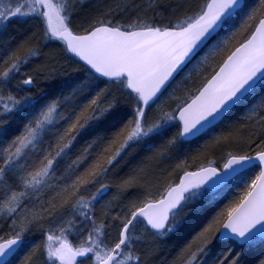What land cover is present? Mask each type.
<instances>
[{"label":"snow or ice","instance_id":"1","mask_svg":"<svg viewBox=\"0 0 264 264\" xmlns=\"http://www.w3.org/2000/svg\"><path fill=\"white\" fill-rule=\"evenodd\" d=\"M180 7L178 4L173 12ZM247 7L242 0H206L191 14L176 15L174 21L169 19L158 26L143 20L113 24L102 15L83 34H78L70 26L69 0H24L23 3L15 0L14 4L12 0H0V23L17 16L42 19L44 38L61 43L83 73L84 80L74 94L79 91L82 96L91 97L82 106L67 112L61 111L59 100L43 105L37 112L35 102L27 93L0 94V116L18 113L26 120L23 130L0 147V178L11 173L17 181L15 186L6 185L0 199V214L11 221L9 231L0 236V264H14V258L26 243L25 234L33 226L45 230L43 221L65 207L71 209L72 218L61 219L54 227H48L45 241L35 246L20 264H30L39 248L44 249L52 264L56 261L79 264L76 258L89 253L95 257L94 264H141L131 235L141 218L146 222L145 231L151 229L155 235H165L174 229L177 217L187 204L214 196L238 177L253 172L254 177L245 182L241 194L205 224L178 259L181 264H196L198 254L204 253L214 237L234 243V247L221 254L219 264H242L245 250L257 243L264 246V0L248 11L240 27L234 29L236 17ZM222 33L227 36L222 37ZM237 36L243 38L236 41L238 46L229 49L230 41ZM201 53H204L202 57ZM38 54L37 48L26 44L12 51L0 63V85L7 87L18 75H26L22 67ZM217 56H220L218 62ZM189 65L201 76L200 85L186 88L183 98L176 96L174 89L169 98L176 106L169 108L161 97ZM191 80L192 71H189L180 83ZM33 83V76L26 75L16 87ZM101 83L106 87L99 88ZM110 85L118 86L122 89L120 96L131 99V116L82 172L72 178L75 172L72 165L79 168L86 162L84 154L69 165L66 175H57L55 165L71 151L82 129L93 121L114 125L123 119L117 111L119 97L113 95L106 103L101 102ZM153 105L155 109L150 116ZM247 105L251 107L241 118L245 123L231 125L192 157L195 171L188 170L187 158L176 165L183 172L179 183L169 184L159 200L145 202L143 206L135 199L130 200L124 206L123 216L111 218L119 221V225L108 221V213L98 222L94 202L108 185L102 183L90 195L84 193L107 174L108 165L124 150L163 136L169 127H176L164 145L167 150L182 139L211 130L227 118L226 113ZM245 128L250 129L247 135L242 131ZM5 132L0 129V137ZM97 142L89 144L84 153ZM230 143L244 145L247 150L227 151L223 164L216 166V161L208 158L212 155L208 149ZM197 159L201 160L199 164H195ZM138 179L130 177L119 187L122 190L131 187ZM45 189L54 193L47 201L48 206L43 207L42 202L39 209L29 208L27 201L33 196L39 197ZM77 222L80 233L88 235L80 247L74 248L67 233ZM114 226L119 228L118 237L111 245L106 244L105 230ZM54 230L60 235L55 236ZM259 264H264V259Z\"/></svg>","mask_w":264,"mask_h":264},{"label":"rangeland","instance_id":"2","mask_svg":"<svg viewBox=\"0 0 264 264\" xmlns=\"http://www.w3.org/2000/svg\"><path fill=\"white\" fill-rule=\"evenodd\" d=\"M146 1H153V0H146ZM157 0H154L155 4H159L156 2ZM205 0H197L198 5L192 6L190 8H186L184 10H181L180 8L177 10L176 13L173 12V10L170 9L171 16L176 18V15H187L191 14L192 11L196 10L198 6L202 3H204ZM13 4L15 1H13ZM23 3V2H21ZM70 8V26L71 21L74 17V15L78 16L81 14V9L84 6H88L91 4V2H85L83 5L80 2H74L73 0H69ZM195 7V8H193ZM177 8V7H176ZM175 9V8H174ZM159 11L163 12L161 9ZM164 13V12H163ZM0 26L2 29H0V54L1 57L6 59L8 56L7 54V47L9 44L15 49L20 47L22 44H26L30 47H35L39 50V54L35 57H32L30 62L23 66L21 71L22 73H25L26 75H37L38 77H41L42 81L49 82L54 80V78L57 76L53 72L47 73L46 70H49L52 68V61L54 62L55 59H57L62 64H68L67 61L69 58V54L65 51L63 45L57 41L53 40H46L44 38V23L42 19L38 16H17L14 18H11L9 21H6L4 23H0ZM7 30V35H6ZM29 33V34H28ZM28 34V35H27ZM27 37L28 42H21L18 39H25ZM36 39L37 41H35ZM3 52V53H2ZM40 60H42L43 68L45 66V69H41L39 66ZM54 67V66H53ZM45 71L44 74L41 72ZM38 73V74H35ZM68 73V74H67ZM66 74L69 75L70 72H67ZM26 75L20 76L18 75L16 80H14L10 86L4 87L0 85V94H7L9 91L13 92L14 94L23 95L27 93L32 101L35 102L36 109L35 111H39L40 107L43 105L50 103L53 100H59L61 102V111L67 112L68 110L79 106H82L83 103H86L87 99H90L91 97H85L80 94L76 86V75L71 77V79L66 80V83L63 85V87L60 92L58 87L53 85L52 87H49V91H51V99H45V93L38 94V97H33V93L35 92L34 89V83L32 85H26L22 86L21 88H17L15 85L18 84V82L21 79L26 78ZM52 83V82H51ZM16 87V88H15ZM106 87L105 84L101 83L99 85V88ZM108 87V92L106 93L105 97L101 101L102 103H106L108 100H111L113 95H116L120 98L121 103L118 106L117 111L121 113L122 115L128 114V118L132 114V105H131V99L127 97L120 96V92L122 89H119L116 85H110ZM99 88L96 89V91H99ZM85 91H87L85 89ZM47 93V92H46ZM42 94V95H41ZM92 95H95V92H92ZM125 100H127V103H125ZM66 105H70L71 107H66ZM251 105L247 106H241L237 107L234 110H232L226 119H224L223 122L229 121L232 116L235 114H241L243 117L246 115L248 108H250ZM129 112H128V111ZM2 111V109H0ZM16 117L19 115L18 113H13L9 116ZM123 115V122L120 120L119 122L115 123L114 125L110 124L107 121H101L91 122L88 126H86L84 129L80 131V133L77 135L76 140L74 141V146L71 148V151L67 152V155L62 156L59 158L58 163L55 165V171L57 175H66L65 170L68 169L69 165H72V162L76 160L78 156L81 154L87 155L86 162H83L79 168H76L75 165H72L73 169H75L74 174H72V178H74L75 174H79L82 172L89 164L93 162V160L96 158L95 154L100 152L102 150V146L106 144L114 135L116 131H118V128L121 127L122 124L127 122V117ZM20 116V115H19ZM3 118V122L0 123V129L7 126L8 118L5 119L4 116H0V118ZM22 117V116H21ZM30 118V117H29ZM242 118V117H241ZM240 118L239 122L245 123V121H242ZM24 119V118H23ZM175 124L176 122H172ZM235 124V123H234ZM231 123L230 125L224 126V131H228L231 125H234ZM22 125V124H21ZM106 127L105 130L109 129L108 132L105 133L104 136L97 137L95 132L96 129L99 127ZM15 126L10 125L8 128H14ZM17 127V126H16ZM22 127L19 126L14 130L13 135L9 134V138L18 134L20 131H22ZM176 127H169L166 134L163 136L155 137L152 139H149L147 142H141L138 144H133L131 147L124 150L120 156H118L111 165H108V171L107 174L101 178L96 184L89 186V188L85 191V195H90L92 192H95L97 188L100 187V184H106L108 187L106 189L102 190L101 196L97 198V206L98 208H101L102 210L107 209L114 211V208L116 207L115 201L119 204H121L123 207L129 203L130 200H137L139 203V195L145 194V198L159 196L164 193L165 188L169 184H175L177 180L179 179V176L183 173L181 169L175 168V170L170 173V168L166 167V163L168 160H171L169 156V150L164 149V145L166 144V141L168 138H170L175 132ZM171 131V132H170ZM48 139H51V136L48 137ZM166 139V141L164 140ZM93 141H98L92 149H89L88 153H84V149L88 148L89 144H92ZM182 141V140H181ZM47 142V141H46ZM7 142H3V140H0V147L4 146ZM182 145L180 141L178 144L173 148V159L177 157V154L181 152ZM163 146V148H162ZM159 149H162L160 152L159 157ZM227 150V149H226ZM224 151H215L213 154L214 157H217L220 160L216 161V166H220L224 162ZM236 150H247V148L244 149H234ZM233 150V151H234ZM253 154V153H250ZM208 158H211L208 157ZM35 159V157H33ZM167 168V169H166ZM166 169V170H165ZM143 170V171H141ZM161 173L163 177H161ZM130 177H139V179L134 182L133 186L121 189L119 186L123 183V181L128 180ZM251 178L248 176L244 179L234 181L232 182L231 186L227 188H223L220 191H218L214 196H209L204 200H201L197 203H189L187 204L182 211L180 212L179 216L177 217L178 223L174 227V229L167 234L163 236H157L153 234L149 229L145 231L144 223L141 221L138 223L135 227V229L132 231L131 235L133 237V245L135 248V253L138 255L143 261L145 258L148 259L146 261V264H153L154 262H157L156 257L158 255L160 259L161 264H181V261L178 259V257L181 254V251L193 240V237H195V234L193 233L192 226L188 223V214L194 213L191 212L192 209L189 207V205H193L194 209H197V207H205L212 205L213 207H221L224 208L225 205H227L230 201L237 198L241 191L244 188L245 182L250 180ZM151 194L150 196L147 194ZM144 198V197H143ZM189 208V209H187ZM105 210L101 211V215L104 216ZM69 216V217H68ZM108 217V216H107ZM72 218L71 215V209L67 208L65 213H62L57 221L54 223H59L61 219L68 220ZM112 217H108L109 222H113ZM79 218L77 217V221ZM119 221H117L118 223ZM120 223V222H119ZM80 225L77 222L76 225L68 231L67 236L69 242L73 245L74 248L80 247L81 242L87 240V232L80 233L79 231ZM54 234L56 236L60 235V232L58 230H54ZM137 237L139 239H137ZM107 238H105V243ZM214 239V238H213ZM218 240V239H217ZM230 241V240H228ZM231 245L228 246L226 249H220L218 252L213 253V250H211V247L209 245L206 246L204 253H200L197 256L196 264H219V259L221 258V254L223 252H226L229 248L234 247V243L232 241ZM223 243V241L219 242L220 244ZM224 244V243H223ZM257 243L255 246H253L251 249H247L246 254L247 256L255 257L258 256L257 259L252 264H259V261L261 259H264V247ZM193 250H195V245L193 246ZM237 251H239V248H236ZM126 251V250H125ZM91 254V253H90ZM44 256L42 258H45L46 263L52 264L51 261L48 260L47 254L44 251ZM77 257L76 259H78ZM81 258V257H80ZM54 259V258H53ZM83 259H87L85 264H94L95 257L93 254L90 256L87 254L84 258H81L77 260L79 264H83ZM242 259V264H244V259ZM56 264H59L58 261H56ZM134 264V262H133Z\"/></svg>","mask_w":264,"mask_h":264},{"label":"trees","instance_id":"3","mask_svg":"<svg viewBox=\"0 0 264 264\" xmlns=\"http://www.w3.org/2000/svg\"><path fill=\"white\" fill-rule=\"evenodd\" d=\"M13 1H15V0H13ZM73 1L74 2H80L82 5L86 1L91 2V4H89L88 6H84L80 10L81 14H79L78 16L74 15V17L71 21L72 22L71 27H72L73 31L77 32L78 34L83 33V30L85 28H87L93 22L94 19H98L102 15H104L106 19L112 20L113 24H115V23L129 24V23H132L134 21L139 22V21L143 20L146 23H151L154 26H158V25L167 23L169 21V19H172L173 21L175 20V17L171 16L170 9L173 10L174 8L177 7L178 4L181 5L180 9L184 10V9L190 8L192 6L196 7V5H198V3H199V2L196 3L197 0H157L156 2H158L159 4H155L154 0L153 1H146V0H73ZM20 2H22V0H20ZM204 3H206V0L204 1ZM244 3L248 7L245 9V11L243 13L239 14L236 17V19L234 21V29L240 27L241 23L244 20L246 13L248 11H250L252 8L257 7L260 3V0H244ZM195 7H193V8H195ZM159 9H161L164 13L159 11ZM7 34L8 33L6 30V35ZM27 35H26L25 39H18V40H20L22 43L25 41L28 42L29 38L27 37ZM223 36H227V33H222V37ZM242 38H243L242 36H237L235 38V40L230 41V43L227 47L229 49H234V46H238V44H236V41L241 40ZM34 40L37 41L36 39H34ZM5 48H7V54L8 55L12 51H14V48L10 44ZM203 55H204V53H201V57ZM67 59H68L67 65L62 64L57 59H55L54 62L52 61V63H53L51 66L52 68L50 69V67H49V70H46L47 68H45V66L43 68L44 62L42 60H40L39 66L41 67V69H45L48 74L53 72L57 76L54 78V80L49 81V82H45V81H42L41 77H38L37 75H31L34 78V89L33 90H35L36 92L39 91V93H45V99H49V98L51 99V91H49L51 88L49 89V87H52L53 85H55L58 87L57 89H59V92H60V90L63 87H65L63 84L66 83V80L71 79V77H73L75 75H76V86L75 87H77L79 89L81 87L82 81L84 80L83 73L78 70V65H77L75 58H70V55H69V58H67ZM219 60H220V56L215 57L216 62H218ZM2 62H3V58L1 57V54H0V63H2ZM193 63H195V61ZM189 71H192V80L191 81H185L184 84H181L180 82L183 80L184 76L188 74ZM44 72L45 71H42L41 73L44 74ZM67 72H70V74L67 75L68 74ZM35 74H38V73H35ZM200 82H201V76L196 75L195 71L193 70V66L189 65L188 68L185 69L184 73H182L177 78V80L172 83V85L168 88V91L164 94L163 97H161V100L165 101L169 108H175L176 102L169 98V93H172L173 90L175 89L176 90L175 95L183 98L186 94V88L198 87L200 85ZM178 85H179V87H177ZM66 107H71V106L66 105ZM154 109H155V105H153L152 110H149L150 116L153 114ZM124 114H125V112H124ZM124 116H126V115H124ZM126 117L128 118V114ZM241 117H243V116L241 114L237 113L234 116H232V118L229 121L221 122L219 125H217L213 129L209 130L208 132H206L205 134H203L202 136H200L199 138H197L193 141H190V142L180 141L181 143H183L182 150H181V152H179L177 154V157L175 159H173V152H174L173 148H169L168 153H169V156L171 157L170 158L171 160H168L167 162L164 161V163H166L165 164L166 167H168V169L170 168V170H171L169 172L172 173L175 170L176 165L179 164L180 161L184 160L185 158L188 159V163H189L188 170L196 169L195 166L193 165L192 157L196 156L198 154V151L203 150L204 145L207 142L211 141L215 136L223 133L224 126L230 125L231 123H233V124L235 123L234 125H237V126L242 124L241 122H239ZM7 118H8L7 126L1 128V129L6 130L5 134L2 137H0V140H3V142L10 141L13 138V136L9 138L8 137L9 134L13 135L12 132H14V130H16V128L19 126H21L23 128V123L26 122V120L23 119V117H21L19 115L17 117H16V115H15V117H11V116L5 117V119H7ZM0 120L3 121V118L1 117ZM122 122H123V120H122ZM10 125H13L15 127L12 129L8 128ZM122 126H123V124L121 125V127ZM105 129H106V127H102V126L99 127L98 129H96V132H95L96 136L97 137L104 136L105 133L108 132V130H109V129H107V130H105ZM249 130H250L249 128L243 129L242 130L243 134L247 135ZM224 132H226V131H224ZM164 140L166 141V139H164ZM162 148H163V146H162ZM244 148H246L244 145H235L232 143L228 144L227 146L221 145L218 147L210 148V149H208V151L211 152L212 155H210L211 158H209V159H214L215 161L220 160L217 157H214L213 154L215 153V151L221 152V151H224L227 149L226 150V152H227L229 150L244 149ZM161 150L162 149H159V152H158L159 157L161 155L160 154ZM226 152L224 153V156H225ZM200 162H201V160L197 159L195 161V164H199ZM256 171H258V169H256ZM254 175H255V172L251 173L248 176L250 178H252V177H254ZM248 176H244L243 178L238 177L236 179V181L244 179ZM161 177H163L162 173H161ZM16 183H17V181H16L15 177L12 176L11 173H9L8 175H6L3 178H0V199H2L4 196L6 185L12 184L13 186H15ZM52 195H54L53 192L45 189L43 191V194L40 195L39 197L33 196L30 200H28L27 206L29 208L35 207V208L39 209L41 207V203L43 202V207L46 208L48 206L47 201ZM145 196H146L145 194L139 195V200H140L139 203L141 206L145 202H149L151 200L158 199L161 195L160 196H159V194L157 196L152 195V197H148V198H145ZM97 203H98L97 201L94 202V214H95L98 222L105 218V215L104 216L101 215V211H104V210H105V213H108V217L109 216L110 217L123 216V214H124L125 207H123L121 204H119V202L117 203L115 201L116 207L114 208V211L107 210V209L102 210L101 208H98ZM66 209H67V207L62 208V209H58L57 212L54 213L51 217H47L43 221V224L45 226V230L50 226L54 227V224H55L54 221L56 222L57 219L59 218V216L62 213L66 212ZM187 209H189V208H187ZM222 209L223 208H221L220 206L215 208L212 205L208 206L207 208L197 207V209H194L193 210L194 213H192V215H190L188 217V223L192 226L193 233L195 234V236L197 235V233H199L202 230V228L205 226V224H207L208 221L211 220L212 217L215 216L216 213H218ZM91 214H93V213H90V215ZM10 223H11L10 220L6 221L3 218V215L0 214V236H4L9 231L8 225ZM110 223H112L113 225H119V222L117 223V221H113ZM45 230H41L40 228L33 226L32 230L30 232H28L27 234H25L24 239H25L26 243L23 247H21L18 254L14 258V264H20V262L23 261L26 256H28V254L32 251V249L35 246L41 245L45 241ZM105 231H106V237L105 238H107L106 244L111 245L112 243H114L116 241V239L118 237L119 228L117 226H114V227L107 228ZM54 235L56 236V234H54ZM219 242L220 241L217 240V237H214V239H212V241L208 244L211 247V250H213V253L218 252L222 248L226 249V248H228V246L231 245V242L228 240L223 241L224 244L221 243L220 246H219ZM262 247H264V246H262ZM246 251H244L243 255H242V258L244 259V264H252L257 259L258 256H255V257L247 256ZM43 253H44L43 248L37 249L35 254L31 258L30 264H50V263L45 262L46 257L43 255ZM88 255L90 256L91 254L89 253ZM42 256H44L45 258L43 259ZM81 258H84V257H81ZM81 258L79 257L77 260H79ZM154 258L157 259V262H154L153 264H161L158 255ZM147 260L148 259L145 260V258H144L143 261H141V264H146ZM86 261H87V259H83L82 263L85 264Z\"/></svg>","mask_w":264,"mask_h":264},{"label":"water","instance_id":"4","mask_svg":"<svg viewBox=\"0 0 264 264\" xmlns=\"http://www.w3.org/2000/svg\"><path fill=\"white\" fill-rule=\"evenodd\" d=\"M242 2L244 3V0H242ZM81 34H83V33H81ZM231 112V111H230ZM229 112V113H230ZM229 113H226V116H228V114ZM220 122H218V124H219ZM217 124V125H218ZM215 127V126H214ZM207 131H209V130H205V132L204 133H206ZM204 133H201L200 135H198V136H196V137H190V138H187V139H182L184 142H189V141H192V140H194V139H196V138H198V137H200V136H202ZM196 169H194V170H189V171H195ZM183 174V173H182ZM181 174V175H182ZM180 175V176H181ZM176 183H179V179L177 180V182ZM159 200V199H158ZM151 202H155V201H151ZM143 206V205H142ZM141 221H143V219L141 218ZM145 224H146V222L145 221H143ZM154 231V230H153ZM218 239H219V241H224V240H227V239H220L219 237H218Z\"/></svg>","mask_w":264,"mask_h":264},{"label":"flooded vegetation","instance_id":"5","mask_svg":"<svg viewBox=\"0 0 264 264\" xmlns=\"http://www.w3.org/2000/svg\"><path fill=\"white\" fill-rule=\"evenodd\" d=\"M22 2H24V0H22ZM2 28H3V26H2ZM2 28H1V26H0V29H2ZM13 81H14V80H13ZM13 81H12V82H13ZM12 82H11V83H12ZM16 85H17V84H16ZM16 85H15V86H16ZM9 86H10V85H9ZM33 87H34V86H33ZM15 88H16V87H15ZM33 94H34L33 97L36 98V97H38V94H40V93H39V91H37V92L35 91ZM41 95H42V94H41ZM35 109H36V106H35ZM164 192H165V191H164ZM160 198H161V196H160L158 199H160ZM158 199H156V200H158ZM156 200H151V201H156ZM189 207H191V209L194 210L192 204L189 205ZM142 222H143V221H142ZM143 223H144V222H143ZM144 225H145V223H144ZM149 230H150L152 233H154L153 230H151V229H149ZM167 233H168V232H167ZM167 233H166V234H167ZM157 236H161V235H157ZM162 236H163V235H162Z\"/></svg>","mask_w":264,"mask_h":264},{"label":"bare ground","instance_id":"6","mask_svg":"<svg viewBox=\"0 0 264 264\" xmlns=\"http://www.w3.org/2000/svg\"><path fill=\"white\" fill-rule=\"evenodd\" d=\"M191 212H193V210H192ZM190 215H192V213L189 212L188 217H189Z\"/></svg>","mask_w":264,"mask_h":264}]
</instances>
